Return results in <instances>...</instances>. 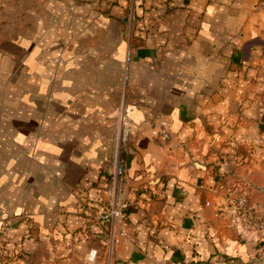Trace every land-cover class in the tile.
<instances>
[{"label":"crops","instance_id":"crops-1","mask_svg":"<svg viewBox=\"0 0 264 264\" xmlns=\"http://www.w3.org/2000/svg\"><path fill=\"white\" fill-rule=\"evenodd\" d=\"M256 3L0 0V228L19 223L10 248L21 255L0 250V264H28L42 244L58 258L94 249L106 263L101 204L122 107L130 207L112 264H264L262 243L223 200L231 178L264 203ZM228 142L254 146L253 164L232 171Z\"/></svg>","mask_w":264,"mask_h":264},{"label":"built area","instance_id":"built-area-1","mask_svg":"<svg viewBox=\"0 0 264 264\" xmlns=\"http://www.w3.org/2000/svg\"><path fill=\"white\" fill-rule=\"evenodd\" d=\"M255 9L264 11V0H257ZM129 23V27L133 28V21L130 20ZM129 135L130 120L126 109L122 107L118 116L112 164L107 170L108 211L102 216V219L107 223L112 247L116 242L117 224L125 218L130 207L124 196L125 190L130 184L128 161L125 156ZM168 137L169 135L165 133L162 139L167 140ZM223 200L227 207L235 210V216L242 229L255 235L262 243L261 253L264 258V203L253 200L251 187L246 181L231 178L225 182ZM96 256L97 252L91 250L87 259L89 262H94Z\"/></svg>","mask_w":264,"mask_h":264},{"label":"rangeland","instance_id":"rangeland-1","mask_svg":"<svg viewBox=\"0 0 264 264\" xmlns=\"http://www.w3.org/2000/svg\"><path fill=\"white\" fill-rule=\"evenodd\" d=\"M134 1V0H133ZM134 6V5H133ZM133 10L129 11V14L126 18L127 24L128 26L125 27V34L130 35L133 31V28L129 27L130 23L129 21L132 20L133 24L132 27L134 26V15H133ZM132 18V19H131ZM126 109V108H125ZM121 112V109L120 111ZM127 112V110H126ZM119 116V115H118ZM248 143H251V145H253L252 141H249ZM250 145V144H249ZM248 146V145H247ZM228 149L230 148L231 150L235 151V153H233L231 151L230 155H223V160L222 161H227L229 162L230 168L233 169L232 171L235 170V168H239L242 166H248L253 164V162L256 160V157L253 153L254 150V146H248V148H244V146L238 142H231V143H227L226 146ZM233 154V155H232ZM236 180H243L244 179H236ZM108 188H106V195H104V193L102 195H104V201L102 202V206H103V215L108 211ZM258 202V201H257ZM261 203V202H259ZM84 206V203H83ZM82 206V207H83ZM102 215V216H103ZM27 219V218H26ZM26 219H23L24 221ZM100 220L102 221V224L105 226V232H106V237L104 238L105 244H106V249H105V255H103V259H105L106 263L103 264H112V256H111V246H110V233L109 230L107 228V223L102 219V217L100 218ZM18 222H15L14 220H10V221H5L3 222L1 228H0V250H1V254L3 255V257L5 256L6 258H8L9 260H15L17 258H19V254L20 253H16L14 248H10V242L13 241V238L10 236L12 230L14 228H16V226H18ZM31 230V228H28V232ZM73 236L78 235L79 230H75L73 231ZM24 240H28V241H33L34 240V236L31 233H26L25 234V238ZM96 240H98L97 238L92 240V244L89 243L88 240H86V244L88 245V247H92L94 246V244L96 243ZM80 243V241L78 242ZM43 251H36V253H27L28 255V264H47L48 260L50 258H57V260H55V263L52 264H99L97 263V261L99 262V258H98V253L96 256V259L94 262H89L88 261V254L91 252V250L94 249H82L80 252L76 251V255H70L69 258L66 257H57L55 255L50 256L49 252L47 251V245L46 244H42L40 246ZM23 253V252H22ZM21 258V257H20ZM59 259V260H58ZM102 260V259H100Z\"/></svg>","mask_w":264,"mask_h":264},{"label":"water","instance_id":"water-1","mask_svg":"<svg viewBox=\"0 0 264 264\" xmlns=\"http://www.w3.org/2000/svg\"><path fill=\"white\" fill-rule=\"evenodd\" d=\"M257 190L264 193V188H257Z\"/></svg>","mask_w":264,"mask_h":264}]
</instances>
